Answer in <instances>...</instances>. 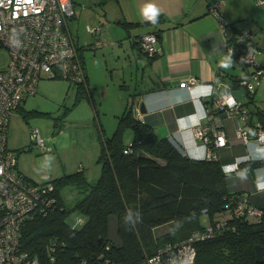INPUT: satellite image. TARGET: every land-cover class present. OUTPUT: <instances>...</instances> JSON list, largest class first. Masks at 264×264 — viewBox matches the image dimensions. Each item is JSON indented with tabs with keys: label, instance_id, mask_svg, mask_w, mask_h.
<instances>
[{
	"label": "trees",
	"instance_id": "16d2710c",
	"mask_svg": "<svg viewBox=\"0 0 264 264\" xmlns=\"http://www.w3.org/2000/svg\"><path fill=\"white\" fill-rule=\"evenodd\" d=\"M236 32L227 31V36ZM141 49L149 57L158 52L150 55ZM234 81L238 83V79ZM77 85L89 89L87 74L86 85ZM133 111H137L136 106ZM133 111L128 108L118 115L111 136H102L98 157L101 173L93 183L83 179L79 171L44 182L52 183L55 200L46 213L33 214L25 221L20 231L22 250L41 261L53 255V264H80L84 259L102 264L106 259L110 260L105 264H136L164 245L177 243L204 228L207 224L200 223L202 213L210 220L216 213L228 214V208L242 193L229 191L219 159L186 156L171 139L158 137L151 126L134 117ZM21 114L27 117L26 111ZM260 121L264 125V117ZM127 128L132 130V138L125 143ZM209 140L213 151V137ZM252 165L240 161L237 170ZM69 184L85 192L71 209L65 207L60 194ZM71 211H78L84 218L74 229L67 222ZM111 214L118 216L120 248L107 240ZM223 220L225 228L220 233L195 241L194 264H264L255 258V245H264V215L259 222L231 216ZM166 223H173V228L156 235L154 228Z\"/></svg>",
	"mask_w": 264,
	"mask_h": 264
},
{
	"label": "crops",
	"instance_id": "0c3cea01",
	"mask_svg": "<svg viewBox=\"0 0 264 264\" xmlns=\"http://www.w3.org/2000/svg\"><path fill=\"white\" fill-rule=\"evenodd\" d=\"M214 1L216 0L110 1L119 6L116 23L127 31H133L130 34L127 32L126 38L120 42L121 49L118 52L115 47L110 49L109 57L114 60L118 75L115 77L109 73V80L129 91L123 111L128 108L133 111L136 106L134 117L151 126L158 137L171 139L186 156L193 159H219L229 191L245 193L252 202L264 206V190L259 187L264 185V144L254 136L245 145L237 140H229L225 146H214L215 149L208 156V145L193 136L195 125L205 119V109L217 110L213 95L223 92L218 88L219 83L223 82L231 89H237L241 87L240 77L251 70V67L241 65L233 57L226 55V37L210 9ZM222 1L219 10L229 22L228 33L243 29L253 32L259 48L256 60L264 64V2ZM148 4H155L160 9L156 23L143 15ZM145 33H155L158 36V52L153 57L147 56L140 47L139 38ZM80 52L83 57L82 49ZM85 69L88 85H97L92 71L86 67ZM187 75L195 76L198 83L191 88L187 87L184 83ZM235 79H238V83ZM137 97L138 103L135 104ZM240 101L243 105L247 103L244 105L246 122L240 113L230 116L218 113L221 120L218 129L223 130L228 138H233L237 125L250 129L255 122H261L264 115L259 111L264 112V84L259 85L252 94L245 92ZM19 108L16 112L20 111ZM10 130L9 122L8 132ZM209 136L214 137L213 128L209 131ZM235 161H249L253 165L246 170L226 171V167L233 166ZM17 167L22 173L19 161ZM202 218H205V222ZM228 218V214L221 212L214 214L211 220ZM211 220L205 213L200 216L202 225ZM170 228H173V223L159 225L154 228V233L160 235Z\"/></svg>",
	"mask_w": 264,
	"mask_h": 264
},
{
	"label": "built area",
	"instance_id": "2783aa9c",
	"mask_svg": "<svg viewBox=\"0 0 264 264\" xmlns=\"http://www.w3.org/2000/svg\"><path fill=\"white\" fill-rule=\"evenodd\" d=\"M221 4L222 0H216L210 9L226 37V55L251 67L239 79V84L252 94L264 84V64L256 61L259 49L255 35L249 30H240L232 37L227 36L229 22L219 10ZM74 15L73 0H0V44L7 49L9 56L6 66L0 68V264H53V255L47 261H41L38 256L20 248V231L25 221L33 214L46 213L55 197L51 194L52 183L38 184L17 171L16 155L7 145V130L11 115L24 98L36 92L41 77H62L86 84L83 60L68 27V21ZM87 30L98 34L101 26H87ZM156 43L157 36L153 33L141 37V44L150 55L157 51ZM184 83L191 88L198 79L187 75ZM213 102L217 110L205 109V119L198 121L193 129L194 138L209 147V131L213 128L215 148L225 146L229 140L245 145L253 136L264 144V125L261 122H255L250 129L237 125L233 138L226 137L224 131L218 129L221 125L218 112L229 116L240 113L246 122V108L231 90L213 95ZM31 137L37 145L44 147V140L37 129L31 131ZM210 151L209 147L208 156ZM239 164L240 161H235L233 166L226 167V171H236ZM227 213L231 217L259 222L264 215V207L251 202L244 193L234 199ZM77 219L70 224L71 228L81 226L84 218L80 215ZM224 228V220L216 219L201 230L193 231L187 238L164 245L154 255L136 264H194L195 241L211 238ZM87 262L102 264L85 259L80 264Z\"/></svg>",
	"mask_w": 264,
	"mask_h": 264
},
{
	"label": "rangeland",
	"instance_id": "374dc122",
	"mask_svg": "<svg viewBox=\"0 0 264 264\" xmlns=\"http://www.w3.org/2000/svg\"><path fill=\"white\" fill-rule=\"evenodd\" d=\"M73 1L75 15L69 19L68 27L82 48L84 67L92 71L97 85H88L87 91L65 78L44 76L39 79L36 92L24 98L20 111H15L9 121L8 146L18 158L22 173L38 184L77 171L93 183L101 173L98 157L102 136L113 133L129 94L109 80V73L118 75L114 60L109 57L110 49L115 47L118 52L127 32L133 31L116 23L118 4L112 0ZM88 25H100V33H90ZM8 58L7 49L0 44V68L6 66ZM21 111H26L27 117ZM31 129L38 130L44 147L31 138ZM131 138L132 130L127 128L123 140L128 143ZM60 194L65 207L71 209L85 192L69 184L63 186ZM79 216L78 211H71L67 222L74 224Z\"/></svg>",
	"mask_w": 264,
	"mask_h": 264
},
{
	"label": "water",
	"instance_id": "95a60500",
	"mask_svg": "<svg viewBox=\"0 0 264 264\" xmlns=\"http://www.w3.org/2000/svg\"><path fill=\"white\" fill-rule=\"evenodd\" d=\"M218 88L223 92L231 89L228 84L223 82L219 83ZM231 92L234 94V96L237 99H240L245 94L246 90L244 87H239L237 89H231ZM136 103H138V97L135 98V104ZM107 240L118 248L122 246V240L119 235V222L117 215L111 214L108 217ZM255 258L257 262L264 263V245L261 244L255 245Z\"/></svg>",
	"mask_w": 264,
	"mask_h": 264
},
{
	"label": "clouds",
	"instance_id": "9594fccd",
	"mask_svg": "<svg viewBox=\"0 0 264 264\" xmlns=\"http://www.w3.org/2000/svg\"><path fill=\"white\" fill-rule=\"evenodd\" d=\"M143 15L147 20L151 21L152 23H156L160 15V9L155 4H148L143 10ZM224 66L227 67V65ZM259 187L264 190V185H259Z\"/></svg>",
	"mask_w": 264,
	"mask_h": 264
},
{
	"label": "bare ground",
	"instance_id": "6f19581e",
	"mask_svg": "<svg viewBox=\"0 0 264 264\" xmlns=\"http://www.w3.org/2000/svg\"><path fill=\"white\" fill-rule=\"evenodd\" d=\"M219 7H220V6H219ZM88 26H89V25H88ZM99 26H100V25H99ZM100 31H101V30H100ZM71 34H72V33H71ZM145 34H147V33H145ZM153 34H155V33H153ZM143 35H144V34H143ZM143 35H142V36H143ZM155 35H156V34H155ZM254 35H255V34H254ZM142 36H141V37H142ZM156 36H157V35H156ZM141 37L139 38V42H140L141 47L143 48V46H142V44H141ZM73 38H74V37H73ZM74 41H75V39H74ZM75 43H76V41H75ZM157 43H158V36H157ZM157 43H156V46H157ZM255 43H256V40H255ZM76 45H77V43H76ZM77 48H78L79 54H80L81 57H82V54H81V52H80V50H79L78 45H77ZM143 49H144V48H143ZM258 49H259V48H258ZM144 50H145V49H144ZM157 50H158V46H157ZM233 58L236 59L235 57H233ZM82 60H83V58H82ZM256 61H257V60H256ZM257 62H258V61H257ZM83 64H84V62H83ZM243 64H244V63H243ZM259 64H260V63H259ZM244 65H245V64H244ZM246 66H247V65H246ZM248 67H249V66H248ZM84 70H85V67H84ZM248 72H249V71H248ZM248 72H247V73H248ZM247 73H246V74H247ZM85 74H86V72H85ZM246 74H245V75H246ZM43 77H44V76H43ZM43 77H41V78H43ZM47 78H48V77H47ZM23 100H24V99H23ZM23 100H22V101H23ZM22 101H21V103H22ZM21 103H20V104H21ZM20 104H19V105H20ZM17 108H18V107H17ZM17 108H16V109H17ZM15 111H16V110H15ZM15 111H14V112H15ZM9 121H10V120H9ZM8 125H9V124H8ZM32 130H33V129H31V131H32ZM31 131H30V132H31ZM7 136H8V135H7ZM30 136H31V133H30ZM31 138H32V137H31ZM32 139H33V138H32ZM7 145H8V142H7ZM8 147H9V146H8ZM12 151H13V150H12ZM13 152H14V151H13ZM16 159H17V157H16ZM17 163H18V160H17ZM16 169H17V171H19L17 165H16ZM19 172H20V171H19ZM20 173H21V172H20ZM21 174H22V173H21Z\"/></svg>",
	"mask_w": 264,
	"mask_h": 264
}]
</instances>
